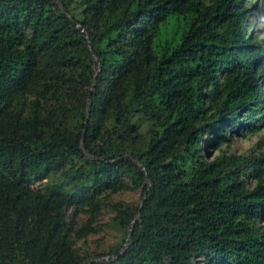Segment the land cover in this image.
Masks as SVG:
<instances>
[{"label": "trees", "instance_id": "trees-1", "mask_svg": "<svg viewBox=\"0 0 264 264\" xmlns=\"http://www.w3.org/2000/svg\"><path fill=\"white\" fill-rule=\"evenodd\" d=\"M248 14L244 0H0V264H264V151L208 152L264 127ZM124 179L144 192L118 208L126 238L85 260L67 208Z\"/></svg>", "mask_w": 264, "mask_h": 264}, {"label": "rangeland", "instance_id": "rangeland-1", "mask_svg": "<svg viewBox=\"0 0 264 264\" xmlns=\"http://www.w3.org/2000/svg\"><path fill=\"white\" fill-rule=\"evenodd\" d=\"M249 9L246 22L250 36L260 40L264 36V0H244ZM242 129L240 133L232 134L231 141L218 148H209V156L213 158L218 154L227 156H252L264 151V127L258 131ZM246 133H252L250 137L251 148L242 144L241 138ZM213 135L204 136V142L212 141ZM251 183L252 180L250 179ZM253 184V183H252ZM39 183L34 184L38 186ZM143 187L135 186L129 179H124V185L116 190H105L94 205L83 207H69L67 212L69 219L76 228H86V234L75 237V247L85 260L103 259L108 253L121 244L126 238V232L117 227L115 219L119 214L118 208L127 205H138L143 201ZM257 224L264 229V216L257 221ZM103 255V257H97ZM199 264H206L200 261Z\"/></svg>", "mask_w": 264, "mask_h": 264}, {"label": "clouds", "instance_id": "clouds-1", "mask_svg": "<svg viewBox=\"0 0 264 264\" xmlns=\"http://www.w3.org/2000/svg\"><path fill=\"white\" fill-rule=\"evenodd\" d=\"M261 42H264V36H262L260 38ZM252 133H246L242 138H241V142L242 144H244L245 146L248 147V150H250L251 148V143H250V137L252 136Z\"/></svg>", "mask_w": 264, "mask_h": 264}, {"label": "water", "instance_id": "water-1", "mask_svg": "<svg viewBox=\"0 0 264 264\" xmlns=\"http://www.w3.org/2000/svg\"><path fill=\"white\" fill-rule=\"evenodd\" d=\"M87 123H88V120H87Z\"/></svg>", "mask_w": 264, "mask_h": 264}]
</instances>
